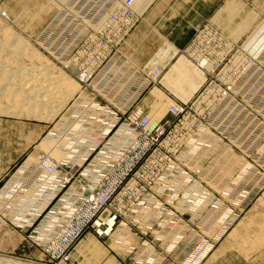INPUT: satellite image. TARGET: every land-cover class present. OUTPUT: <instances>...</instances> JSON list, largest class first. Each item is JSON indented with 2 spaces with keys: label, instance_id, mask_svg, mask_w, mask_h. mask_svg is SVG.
<instances>
[{
  "label": "built area",
  "instance_id": "1",
  "mask_svg": "<svg viewBox=\"0 0 264 264\" xmlns=\"http://www.w3.org/2000/svg\"><path fill=\"white\" fill-rule=\"evenodd\" d=\"M130 3L74 0L69 10L58 14L57 21L69 24L60 21L54 27L56 22H51L35 44L80 86L59 128L57 123L49 135L55 132L59 147L75 148L74 157L52 165L49 155L42 154L39 160L49 175L42 173L40 179L36 173L34 180L41 188L34 205L21 209L23 214L10 215L19 225L10 224L27 231V240L49 264L70 262V254L89 231L110 245L134 242L130 250L117 248L130 264H191L201 257L198 244L209 242L200 231L204 221L188 216L197 211L195 199L221 193L202 175L218 158L215 145L220 154H225L226 145L243 155L231 138L246 127L229 123L231 116L257 113L254 103L264 86V50L259 57L251 56L239 39L206 23L183 51L205 73V84L192 100L173 101L165 117L151 120L147 97L159 87L165 68H142L122 52L139 18ZM75 9L85 12L74 13ZM249 126L254 137L255 125ZM253 157L254 153L244 155L251 163ZM196 163L200 168L192 169ZM25 178L17 173L8 187L13 192L0 201L20 196L18 205L34 197L26 193L36 186L28 188ZM46 198L48 206L39 210ZM219 203L223 202L201 209L214 210Z\"/></svg>",
  "mask_w": 264,
  "mask_h": 264
},
{
  "label": "rangeland",
  "instance_id": "2",
  "mask_svg": "<svg viewBox=\"0 0 264 264\" xmlns=\"http://www.w3.org/2000/svg\"><path fill=\"white\" fill-rule=\"evenodd\" d=\"M73 1L74 0H70L63 4L58 0H29L27 1L29 4L26 5V3V7H24L22 6L21 0H0V42L4 41L3 39L6 40L4 36L6 35L5 32L12 33L11 35L17 43L16 48H20L24 52V55L20 57V61H22V63L24 62V65H29V68L35 65L37 69H42L43 67L47 69L53 68L52 74L58 75L62 69L54 65L48 57L43 55V53L36 48L35 44L38 43L37 39L41 37V32L51 22L52 24L56 22L54 27L58 25L60 21H62L64 26L69 24L63 19L57 20L61 13L69 10ZM139 1L140 2L137 4L141 2L143 4V7H140L139 10L137 7L135 10L133 9L135 8V6H133L134 0L130 4V7L133 6L132 9L139 18L134 30L126 39L122 52L136 65L142 68L152 69L156 66L165 68V73L159 87L153 89L151 94L147 97V101L151 103L149 105L151 112L152 105H154V102L160 99L162 95L164 98H169L171 101L186 103L199 93L206 82L205 73L199 70L183 53L188 43V26L194 31L195 35L199 27L206 23H214L230 35L239 39L247 54L259 57L261 50L262 52L264 50V43H261L259 46L260 50L256 52L257 55L255 52L254 54L248 53L254 39L261 37V42H264V0H144L147 6L143 3V0ZM85 7L86 5H84V8ZM140 10L143 11L141 12ZM84 12V10L80 11L75 9L74 13L82 14ZM15 14H18V16ZM2 36H4V38ZM21 47H23V49ZM13 48L12 50H14ZM30 51L38 55V57L35 56L34 58L36 60H31L27 55L25 56V52L30 53ZM40 58H42L43 61L40 62ZM170 59L171 61L165 65ZM6 65L7 64H2V62L0 63V66H3V68L7 70L6 74L2 73V75H4L3 77L8 75L7 73L9 71H16V67H13L14 65L16 66V64L10 63L9 65L8 62L10 67ZM34 71L35 69L33 68V72ZM35 72L37 76L32 75L35 76L32 78L38 80L36 77L39 76V72L37 70ZM62 72L69 76L65 71ZM23 76V79L25 77V79H27L26 75ZM40 79L41 75L38 81H40ZM73 81L77 85V92L74 94L75 97L73 96L72 99H69L65 104L66 106L64 105L62 109L57 112L59 115L57 114L54 116L52 120L44 121L43 119L40 120L35 116H29L23 113V111L19 109L20 107L17 105V102L9 98V90L8 94L0 96V193L3 190L9 191V184L13 181H11V179L14 178L25 162L30 161L35 163V158L39 159L42 154L50 155V153L40 148V144L44 139L49 137L68 105L76 101L80 86L74 79ZM2 82L3 80L1 79L0 84ZM151 96H153L154 99H152ZM257 97L260 98L259 101L254 103L257 110L255 115L240 111L237 113L236 117L231 116L229 120V123L235 122L240 126L243 125L246 127L243 130L235 131L238 136L231 138L232 141L240 146L243 155L233 153L226 145V155L220 154L218 152L219 147L215 145L213 148L217 151V154H219L218 158L209 167L208 173H206L207 175H202L204 177L202 178L206 180L213 189L218 188L217 190L221 193L213 197L210 194L195 199L194 207L197 211H192L191 215L188 216L189 218H193V221H204L200 231L205 232L204 234L209 243L213 242L211 248L208 249V253L199 260V264H206L213 253L216 255L217 253L229 254L231 258L226 261V264H264V120H259L257 118V116L261 115L264 119V86L261 87L260 92L255 98ZM155 98L158 99L156 100ZM248 104L251 105V103ZM14 106H18V108ZM13 109L15 110L13 111ZM1 110L10 111H6L5 113V111L2 112ZM19 110L20 113L22 112L21 114ZM38 112L37 110L36 113ZM43 112L42 114H45ZM166 114H164L163 117H165ZM65 123L66 120H63L62 127ZM251 123H254L256 128L254 129V137H251V126H249ZM59 126L60 123H58L57 129ZM229 132H234V130L230 128ZM54 134L55 132L52 137L54 140L51 137L50 139L56 144L58 140ZM73 149H70L71 152L65 160L68 161L70 158L74 157L75 148ZM252 153H254L253 163L244 158V155H251ZM39 162L41 161L39 160L38 163H35L33 166L35 168L42 167V163L40 164ZM198 167L200 168L198 163L191 166L192 169H197ZM239 176H242V178H239ZM243 177H245V179H243ZM11 185H13V182ZM240 186H242V189H250L252 186L253 189L251 191L244 190L239 193L238 196H233L234 193H232V191ZM195 188H200V186L197 185ZM260 190H262V193L255 195V193ZM11 191L12 189L9 193ZM216 200L223 202L219 203L222 206L220 209L224 207L229 209L228 214H230L229 216L232 218H225V220L227 219V225L223 228H216L215 230L213 228L219 222V218L215 217V214L221 210L219 207H214V210L201 208ZM0 204L7 205L8 203L1 201ZM27 204L29 205V201L24 204L25 206L18 207L17 210L23 209ZM2 209L3 207L0 205V230L6 232L9 236L10 234H15L13 233L14 230L22 234L27 246L33 253H38V263L49 264L45 259V255L37 250L30 240H27V234L25 233L27 231L24 230V232H22L16 229L19 223H16L13 217L10 216L11 214L3 212ZM15 212L16 213L12 215H16L17 213L23 214L21 210L20 212L15 210ZM6 225H9L10 228ZM4 227L7 228L3 229ZM211 231L215 232L213 233ZM192 234V237L196 235L195 232H192ZM95 235L94 232L89 231L72 251V260L64 264H130L128 263L129 260L121 258V256H118L114 252L115 247L113 244H111V249V245L108 241L102 238L100 239V237L96 235L98 239ZM88 240L90 243L92 242L90 251L84 250L82 245ZM193 261L191 264H193Z\"/></svg>",
  "mask_w": 264,
  "mask_h": 264
},
{
  "label": "bare ground",
  "instance_id": "3",
  "mask_svg": "<svg viewBox=\"0 0 264 264\" xmlns=\"http://www.w3.org/2000/svg\"><path fill=\"white\" fill-rule=\"evenodd\" d=\"M22 1V6L26 7V5H28L29 3L27 1L29 0H21ZM31 1V0H30ZM61 3H66L67 1L69 2L70 0H58ZM135 2L133 3V6H135V8H133L134 10L136 9V7L138 8V10L140 9V7H143L142 2L140 4L139 0H134ZM144 1V0H143ZM148 1V0H147ZM133 2V0H131V3ZM17 3V2H16ZM130 3V4H131ZM145 4V1L143 2ZM151 3V2H150ZM31 4V3H30ZM66 5V4H65ZM68 5V4H67ZM146 5V4H145ZM132 6V5H131ZM132 6V7H133ZM147 6V5H146ZM17 7V6H16ZM23 7V8H24ZM18 8V7H17ZM22 8V9H23ZM43 8V7H42ZM20 9V8H19ZM146 9V8H144ZM133 10V11H134ZM19 11V10H18ZM141 11V10H140ZM139 11V13H140ZM143 11V10H142ZM141 11V12H142ZM145 11V10H144ZM14 13V12H13ZM22 13V12H21ZM58 13V12H57ZM56 13V16H57ZM18 16V14H15ZM20 15V13H19ZM55 16V17H56ZM20 17V16H19ZM54 17V18H55ZM53 18V19H54ZM42 19V18H40ZM245 21V20H244ZM243 21V23H244ZM1 27V26H0ZM1 29V28H0ZM239 29V28H238ZM4 30V29H3ZM6 31V30H5ZM4 31V32H5ZM258 31V30H257ZM2 34V33H1ZM6 35H4L6 37V40L3 39L4 41L0 42V63L2 62V64H7L9 62L11 64H16V66L14 65L13 67H16V71H9L7 74L5 75V77H3L4 75H2V73L6 74L7 70L3 68V66H0V81L1 79L3 80V84H0V96L2 95H6L8 94V90H9V98L12 101H16L17 105L20 107L19 109L21 111H23V113H25L26 115L29 116H35L37 119L40 120H52L54 116H56L62 107L67 103V101L69 99H72V97L74 96V94L77 92V85L76 83L73 81V79H71L69 76H67L65 73H63V70H59L60 72L58 73V75H53V68L52 69H47V68H36L35 65H33L34 67L29 68L28 66L24 65V62L22 63V61H20V57L21 55H24V52L20 49V48H16V40H14V37H12V33L10 34L9 32H5ZM260 34V33H259ZM241 35V34H240ZM256 35V34H254ZM4 36H2L4 38ZM241 37V36H240ZM261 38V37H260ZM260 38H256L252 41V45L250 46L248 53L250 52L251 54H254V52L256 53L257 51L260 50L259 46L261 45ZM252 39V38H251ZM247 44V43H246ZM245 44V45H246ZM249 44V43H248ZM21 45V44H19ZM18 46V45H17ZM14 47V48H13ZM20 47V46H18ZM12 48L14 50H12ZM23 49V47H21ZM262 48V46H261ZM264 48V47H263ZM247 49V48H245ZM27 50V49H26ZM28 51V50H27ZM162 51V50H161ZM167 51V50H166ZM247 51V50H246ZM169 52V51H168ZM25 56L27 55V57L29 59H34L35 56L38 57V55H35L34 53H30L29 52H25ZM164 53V52H163ZM167 53V52H166ZM259 53V52H258ZM262 53V50H261ZM159 55V54H158ZM166 55V54H165ZM257 55V53H256ZM254 56V55H253ZM155 58V57H154ZM173 58V57H172ZM171 58V59H172ZM41 60H39L40 62L43 61L42 58H40ZM171 59L169 61H167L165 63V65L167 63H169L171 61ZM30 60V61H31ZM36 60V59H34ZM29 61V62H30ZM43 63V62H42ZM31 64V63H30ZM6 65V66H7ZM8 65V66H9ZM41 65V64H40ZM44 65V64H43ZM5 66V65H4ZM51 66V65H50ZM10 67V66H9ZM12 67V66H11ZM41 67V66H40ZM33 68L35 69V71L37 70L39 72V76L41 75V79L39 80V76L36 77L37 79H33L35 76L32 75H36L33 72ZM50 68V67H49ZM32 69V70H31ZM13 70V69H10ZM31 70V71H30ZM52 70V71H51ZM30 71V72H29ZM50 71V72H49ZM55 71V69H54ZM26 73V74H25ZM34 73V74H32ZM26 75L27 79H23L22 76ZM37 76V75H36ZM24 77V76H23ZM29 77V79H28ZM33 77V78H32ZM17 79V80H14ZM79 87V86H78ZM80 92V90H79ZM5 93V94H4ZM154 96V95H153ZM151 96L152 99H154V97ZM75 97V96H74ZM7 98V97H6ZM156 100L158 98H155ZM15 102V103H16ZM13 103V102H12ZM14 103V104H15ZM174 103L173 101H171L169 98H164V96L162 95V97H160V99H158L157 101L154 102V105H152V114L150 116L151 120L154 121H159L161 118H163L164 114H166V112H168L169 110V106L170 104ZM151 104V103H150ZM153 104V103H152ZM1 106V105H0ZM15 107V108H18ZM66 106V105H65ZM13 107V106H12ZM15 109H13L14 111ZM18 110V109H16ZM19 110V113H20ZM37 110L39 111L38 113ZM167 110V111H166ZM2 112H4L3 110H1ZM7 112H9L8 110H6ZM5 111V113H6ZM45 114H42V112ZM17 112V111H16ZM22 113V112H21ZM20 113V114H21ZM59 115V114H58ZM231 123V122H230ZM248 128V127H247ZM230 131V129H229ZM53 139V138H52ZM50 139L49 137L44 139V141L40 144V148L44 151H47V153H50V158H51V164H55V165H59L62 162H65L67 160H65L67 158V156L70 154V149L72 150L73 147L70 146H66V147H59V142H56V144H54L53 140ZM255 142V141H254ZM57 145V146H56ZM74 150V149H73ZM88 151V150H87ZM263 151V150H262ZM88 152H86L87 154ZM259 154V153H258ZM226 155V154H225ZM55 156V157H54ZM69 158V157H68ZM30 159V158H29ZM39 159L35 158V163H38ZM33 162L27 161L23 164V166L18 170V174L19 176H26L27 178L23 179L22 182H24L25 184H28V188L32 185L36 186L34 187L35 190H32L31 192H27L26 195L28 197H31L34 195V197H31L28 200H24V201H20L18 205H16V199L20 196H17L16 199H13L12 201L8 202L6 206V209H2L3 212H8L9 214H13L15 213V210L20 212V210L22 209H18L19 207L25 206L24 204L26 202L29 201V204L34 205V201L36 200L37 197V193L39 192V189L41 188V186H38L37 183L34 180V177L36 175V173H38V177L41 179L43 177L42 173L45 175V173L47 175H49L45 170H44V166L42 164V167H38L35 168L33 165L35 164ZM41 164V162H39ZM30 164V165H29ZM32 164V166H31ZM194 165V164H193ZM39 166V165H38ZM196 167V166H195ZM199 168V167H198ZM239 169V168H238ZM27 172V175H26ZM55 173V171L52 172V174L50 176H52ZM247 174V173H246ZM207 175V174H205ZM244 175V174H243ZM242 177V176H241ZM204 178V177H203ZM206 178V177H205ZM219 179V178H218ZM221 183V182H220ZM19 184V182H18ZM211 184V183H210ZM220 185V184H218ZM230 185V184H229ZM234 185V184H233ZM228 186V185H227ZM222 187V186H221ZM220 187V188H221ZM213 188V187H212ZM215 188V187H214ZM226 188V187H225ZM218 189V188H217ZM216 189V190H217ZM223 189V188H222ZM234 191H238L236 193H234L233 196L237 195L242 191V186H240L239 188L235 189ZM13 192V191H11ZM10 192V193H11ZM36 192V193H35ZM224 192V191H223ZM9 191H2L0 193V198L1 197H6V195L10 194ZM231 195V194H230ZM22 196V195H21ZM223 197V196H222ZM226 198V197H225ZM238 198V197H237ZM238 200V199H237ZM239 201V200H238ZM241 201V200H240ZM1 202V201H0ZM196 202V201H195ZM205 203V202H204ZM49 204V198H46V201L42 204V206L40 207L39 210H43L45 209ZM28 205V204H27ZM26 205V206H27ZM222 207V206H221ZM12 208V209H11ZM7 209H11V210H7ZM220 209V208H219ZM221 211H218L215 214V217L219 218V222L216 224V226L213 228L216 230V228H223L224 226L227 225V219L225 220V218H229L230 214H228L229 209H227L226 207L221 208ZM22 211V210H21ZM227 212V214H226ZM225 213V214H224ZM233 216V215H232ZM212 218V217H211ZM232 217H230L229 219H231ZM216 219V218H215ZM214 223V222H213ZM219 231V230H218ZM211 232H215V231H211ZM89 233V232H87ZM86 233V234H87ZM219 233V232H218ZM85 234V235H86ZM84 235V236H85ZM220 235V234H219ZM83 236V237H84ZM96 236V235H95ZM82 237V238H83ZM97 237V236H96ZM219 237V236H218ZM98 238V237H97ZM99 239V238H98ZM101 239V238H100ZM81 241V240H80ZM107 241V240H105ZM92 243V242H91ZM88 241H85L82 245L84 250H89L92 246ZM213 243V242H212ZM212 243H199V253L202 254L201 257L194 259L193 264H197L199 262V260L204 257V255H206L208 253V249L211 248ZM254 245V244H253ZM82 247V246H81ZM112 247V245H111ZM110 247V248H111ZM115 247V248H114ZM114 249L115 252L118 256H121V258H124L118 251L117 248L119 249V247L124 248L126 250H130L134 247V242H128L127 246H125V244H120L119 246H115L114 245ZM112 249V248H111ZM70 261L72 260V254H70ZM126 260V258H124ZM128 260V259H127ZM210 262V261H209ZM69 263V262H67ZM199 264V263H198Z\"/></svg>",
  "mask_w": 264,
  "mask_h": 264
},
{
  "label": "crops",
  "instance_id": "4",
  "mask_svg": "<svg viewBox=\"0 0 264 264\" xmlns=\"http://www.w3.org/2000/svg\"><path fill=\"white\" fill-rule=\"evenodd\" d=\"M193 35L194 31L188 26L187 46L191 43L194 37ZM252 189L253 188L251 186L248 190L251 191ZM261 193L262 190L256 192L255 195H259ZM6 226L10 228L9 225ZM5 228L7 227H4L3 229ZM13 233L15 234H10L9 236L6 232L0 230V264H39L38 253H33V251L27 246L22 234L15 230ZM229 256V254L225 255L224 253H217V255L213 253L206 264H226V261L231 258Z\"/></svg>",
  "mask_w": 264,
  "mask_h": 264
}]
</instances>
